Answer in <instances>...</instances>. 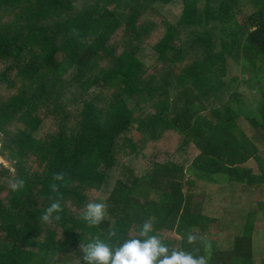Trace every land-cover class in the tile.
Listing matches in <instances>:
<instances>
[{"label": "trees", "instance_id": "16d2710c", "mask_svg": "<svg viewBox=\"0 0 264 264\" xmlns=\"http://www.w3.org/2000/svg\"><path fill=\"white\" fill-rule=\"evenodd\" d=\"M0 62V264H84V243L145 221L170 252L264 264V0H0Z\"/></svg>", "mask_w": 264, "mask_h": 264}, {"label": "clouds", "instance_id": "9594fccd", "mask_svg": "<svg viewBox=\"0 0 264 264\" xmlns=\"http://www.w3.org/2000/svg\"><path fill=\"white\" fill-rule=\"evenodd\" d=\"M63 179V173L54 174V180ZM23 179L13 182L14 191L23 189ZM55 190L56 185H52ZM106 204L102 202H90L82 213L83 219L88 225L96 226L105 216ZM61 203L59 199L52 200L44 209L40 219L46 223H52L59 219ZM152 232V224L149 221L142 223L135 238L126 239L118 246L110 244L105 239L93 238L84 243L82 248V261L84 264H207L204 256H195L184 249L169 251L167 244ZM109 233L108 236H113ZM182 239L184 237H181ZM188 243L196 241L197 237L192 233L186 234Z\"/></svg>", "mask_w": 264, "mask_h": 264}, {"label": "rangeland", "instance_id": "374dc122", "mask_svg": "<svg viewBox=\"0 0 264 264\" xmlns=\"http://www.w3.org/2000/svg\"><path fill=\"white\" fill-rule=\"evenodd\" d=\"M242 17L240 16L239 19H241ZM3 66V63L0 62V67ZM252 66L249 64V63H244L242 65V67H238L235 69V73H236V76H238L239 78L241 79H253L255 80V76L254 74L252 73L251 71V68ZM264 90V86L262 88ZM172 148V147H171ZM3 151V150H2ZM2 151H0V164L4 165V166H9V162L6 158V156H3L2 155ZM122 154V153H121ZM177 154L175 155V153L173 154V152L171 153V158L174 159L176 158ZM142 156H137L135 154H130L129 152L127 153H124L121 158H120V162L124 165H129L131 167H134V170L135 169H138V171L136 173H139V171L141 172V169L139 166H138V163H139V159L141 158ZM189 159V158H186V156H181L182 159ZM178 160V159H177ZM134 165V166H133ZM246 166L248 167H251L254 169V173L255 174H259V172L257 171L256 169V165H255V162L253 160H250L246 163ZM142 173V172H141ZM187 179H190L191 176L190 175H187L186 176ZM198 187L200 186V182H198ZM210 186H212L211 184H208ZM194 189L198 192H195V196H194V202L195 203H199L202 205V202H203V199H204V196L201 192H199L200 189L196 188L194 186ZM225 199V195L223 194L220 195L218 198H217V203L219 201H224ZM223 204V202H222ZM222 204H217V210L215 212V214L217 215V213H220V211L222 212L221 210V206ZM224 205L228 206V203H224ZM211 211L214 210V207L209 206ZM208 211V209H207ZM196 231V230H195ZM197 233V231H196ZM213 233V232H212ZM217 237V236H215ZM253 254H254V257L256 259H259V258H262L264 257V216L262 214H259V216H257V219L255 221V228H254V232H253Z\"/></svg>", "mask_w": 264, "mask_h": 264}, {"label": "built area", "instance_id": "2783aa9c", "mask_svg": "<svg viewBox=\"0 0 264 264\" xmlns=\"http://www.w3.org/2000/svg\"><path fill=\"white\" fill-rule=\"evenodd\" d=\"M1 147H2V145H1V140H0V151H1Z\"/></svg>", "mask_w": 264, "mask_h": 264}]
</instances>
